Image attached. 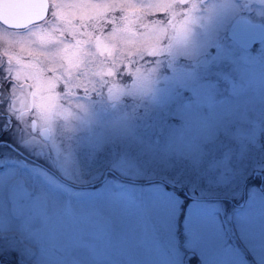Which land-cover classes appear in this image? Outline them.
<instances>
[{"label":"rangeland","instance_id":"1","mask_svg":"<svg viewBox=\"0 0 264 264\" xmlns=\"http://www.w3.org/2000/svg\"><path fill=\"white\" fill-rule=\"evenodd\" d=\"M152 4L122 0L81 31L51 0L41 22L0 29L5 58L35 53L26 82L6 66L20 127L3 129L21 147L0 148V264H264V45L229 41L221 0L174 6L157 38ZM40 80L53 99L31 106Z\"/></svg>","mask_w":264,"mask_h":264},{"label":"snow or ice","instance_id":"2","mask_svg":"<svg viewBox=\"0 0 264 264\" xmlns=\"http://www.w3.org/2000/svg\"><path fill=\"white\" fill-rule=\"evenodd\" d=\"M21 4H36V3H51V0H17ZM122 2V0H67V3L71 7L69 14V20L72 24L80 25L81 31L88 27L89 22L94 16H103L109 18L113 15L120 16L119 10L112 12L111 8ZM182 0H153V4L149 9L150 14L148 15V20L152 21L153 26L157 33V38L164 35V29L160 25L170 23L174 19V15H170L174 6H179ZM23 15L27 17L40 16L43 13L44 17L47 18L50 14L49 8H38V7H25L22 10ZM167 17V20H165ZM111 29V24H107L103 31L104 33H109ZM69 38V37H66ZM71 39V38H69ZM20 52H17L14 56H6L8 59L12 60L14 64L18 66V82L21 79H25V73L29 70L30 65L25 63H20V58L23 56L25 61L27 58L34 55L35 53L27 47L25 44L20 45ZM69 62L72 64V68L69 69L71 73L78 72L80 68L81 58L75 55L71 49L67 50L65 53ZM55 87V82H49L40 80L35 82L30 89H28L27 95L31 96L32 103L36 107L46 106L51 102L53 97L47 95V93ZM25 107H27V101H25Z\"/></svg>","mask_w":264,"mask_h":264},{"label":"flooded vegetation","instance_id":"3","mask_svg":"<svg viewBox=\"0 0 264 264\" xmlns=\"http://www.w3.org/2000/svg\"><path fill=\"white\" fill-rule=\"evenodd\" d=\"M212 1L213 0H182L180 5L181 6H191V7H201V9H204V6L209 5V3H211ZM221 2L224 4V6L228 4L227 6L234 7L236 11V15L233 16L234 18L233 22L237 21V22L253 23L256 26V30L254 32L255 38H260L263 35L260 41L254 42V39H253L252 46L249 49H245L229 36V31H230V28H229V30L226 32V36L229 39V41L235 46H237L243 52L255 51L260 46L264 45V0H221ZM50 6H52L51 3L48 4L49 9H50ZM1 28L13 30V31L24 30V29L18 30L14 28H9L0 22V29ZM4 50L5 48H3V45L0 43V148L1 146H3L4 148V145L7 144L8 148L19 150V148L21 147V144L19 142H16L19 139L17 134L14 133V131L13 133L10 132L11 127L7 128V131L6 130L4 131L3 129V126L5 125L6 117L10 118L11 124L14 125V127H12L13 129L20 127V125L18 127L19 122L16 120V118L13 115L9 116L8 114L5 113L4 96H5V93H8V86L11 84V82H13L12 81L13 78L10 75V73H6V66L8 68L11 65V62L8 58H5ZM31 129L33 128L31 127ZM33 130L35 131L36 129H33ZM5 133H8L7 134L8 136H5ZM50 136H49V140H50ZM16 144L19 145L18 148ZM4 162H5V159L3 160L0 159V169L2 173L4 172V169H7L5 165H2ZM23 163L25 162L22 161V164ZM256 171H260V170L257 169L254 172ZM263 176L264 175H262L261 178H263Z\"/></svg>","mask_w":264,"mask_h":264},{"label":"water","instance_id":"4","mask_svg":"<svg viewBox=\"0 0 264 264\" xmlns=\"http://www.w3.org/2000/svg\"><path fill=\"white\" fill-rule=\"evenodd\" d=\"M25 7H38V8H48V3H36V4H21L17 0H0V22L6 25L9 28L14 29H24L29 25L36 24L45 19L43 13L40 16L27 17L23 15L22 9ZM256 26L250 22H233L229 36L239 43L243 48L249 49L253 44V39L255 41H260L263 35L260 38H255L254 32ZM30 105L32 106V100L30 96ZM35 121H32V128L35 129ZM40 135L43 140H49V129L43 128L40 130Z\"/></svg>","mask_w":264,"mask_h":264}]
</instances>
